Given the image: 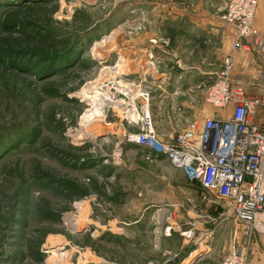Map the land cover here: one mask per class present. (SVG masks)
Wrapping results in <instances>:
<instances>
[{
  "label": "rangeland",
  "instance_id": "1",
  "mask_svg": "<svg viewBox=\"0 0 264 264\" xmlns=\"http://www.w3.org/2000/svg\"><path fill=\"white\" fill-rule=\"evenodd\" d=\"M228 5L0 0V264H176L184 246L212 249V238L195 236L193 229L190 238L180 232L165 243L152 237L154 228L137 242L123 225L134 217L123 201L137 199L145 183L161 182L164 170L152 163L157 156L128 143L127 136L139 131L136 110L146 94L159 137L175 140L190 129L195 115L174 114L178 107L161 100L163 91L185 85H161L155 78L220 65L223 38L233 31L231 48L236 38L222 20ZM260 21L264 0H257L254 27ZM261 40L250 49L259 82L234 78L252 95L264 94ZM66 63L73 68L47 74ZM215 81L190 82V91L200 92L204 118L230 115V109L223 113L206 102ZM253 120L264 127V109ZM73 220L80 225H70ZM171 231L166 228L165 235ZM55 251L68 255L51 259Z\"/></svg>",
  "mask_w": 264,
  "mask_h": 264
},
{
  "label": "built area",
  "instance_id": "2",
  "mask_svg": "<svg viewBox=\"0 0 264 264\" xmlns=\"http://www.w3.org/2000/svg\"><path fill=\"white\" fill-rule=\"evenodd\" d=\"M256 7L257 0H229L222 20L236 31L233 52L261 44V34L254 27ZM233 69V56H227L206 96V102L223 113L230 109L228 117L220 113L196 120L189 130L166 143L156 133L146 94L145 103L136 110L139 131L129 134L127 141L164 156L197 181L207 192L205 198L219 201L223 216L242 225L252 237L264 234V127L253 120L257 110L264 109V94L252 95L243 82L233 81ZM184 235L190 238V233ZM170 257L172 261L177 258ZM222 264H247V255L237 248Z\"/></svg>",
  "mask_w": 264,
  "mask_h": 264
},
{
  "label": "crops",
  "instance_id": "3",
  "mask_svg": "<svg viewBox=\"0 0 264 264\" xmlns=\"http://www.w3.org/2000/svg\"><path fill=\"white\" fill-rule=\"evenodd\" d=\"M257 25H260L258 27L262 32V38H264V21H260ZM231 32L233 33V31H230L229 39L223 38L225 46L223 49L224 54L220 51L222 54L219 58L220 65L215 63L207 72L206 69H200V67L188 68V70H181V73L177 76L171 74L155 78L156 83L161 85H165L167 82L185 85V90L182 87L181 89L174 88L169 93L165 91L161 93L162 102L167 101V106L173 105V109L178 107L179 113L173 111L174 114L192 113L195 115L196 120L203 121L206 119L202 117L204 112L199 110L202 104L200 102V92L190 91V82L193 85H198L208 79L213 81L217 79L221 72H219L220 68L223 69L224 57L232 51L233 37ZM186 45L188 46V44ZM226 50H229V52L227 53ZM232 56L234 59L233 78L259 82V80H256L258 75L255 74V69H253L255 61L252 58L251 50L234 52ZM252 77L255 78V81ZM190 100L193 103H190ZM201 101H203V98ZM217 117H219V114ZM161 139L163 140V138ZM172 140L163 141L170 143ZM148 151L150 152V150ZM155 156L157 157H154L152 163H159L164 168L159 175L162 181L145 183L147 185L140 188L141 193L138 194L137 199L131 200L129 196L127 200L123 201L124 203L122 202L134 209L132 211L133 219H124L123 225L133 229V236L137 242V238L141 237L139 240L141 242L142 237L148 234L149 230L152 232L154 228L157 229L150 233L152 237L156 238L155 241L159 237L161 242L165 241V243H173L181 236L180 232H188L193 229L192 233L195 236L207 235L208 239L212 238L210 247L212 249L195 246L194 248L188 246V248H185L184 246L183 249L186 251L181 257L183 261L180 260L176 264H197V261H201L200 264H206L210 261L222 264L223 260L238 246L246 253L247 264H264V234L248 237L242 225H236V222L223 217L224 210L219 201L205 198L207 192L197 181L190 180L182 170L173 167L164 156ZM164 184L165 186H163ZM168 227L172 228L170 236L165 235V229ZM221 247L224 248V251L221 250ZM215 249H218V252Z\"/></svg>",
  "mask_w": 264,
  "mask_h": 264
},
{
  "label": "bare ground",
  "instance_id": "4",
  "mask_svg": "<svg viewBox=\"0 0 264 264\" xmlns=\"http://www.w3.org/2000/svg\"><path fill=\"white\" fill-rule=\"evenodd\" d=\"M95 101H96V99H94ZM85 137V136H84ZM75 138H77L76 136H73V139H75ZM78 219V218H77ZM71 220V219H70ZM70 223V222H69ZM69 225V224H68ZM70 225H72V226H74V227H78L79 225H80V223L78 222V220H73L72 222H71V224ZM76 229V228H75ZM68 255V253L67 252H60V251H55V253H53V255H52V258L51 259H53V258H61V257H65V256H67ZM51 259H49L48 261H50Z\"/></svg>",
  "mask_w": 264,
  "mask_h": 264
},
{
  "label": "trees",
  "instance_id": "5",
  "mask_svg": "<svg viewBox=\"0 0 264 264\" xmlns=\"http://www.w3.org/2000/svg\"><path fill=\"white\" fill-rule=\"evenodd\" d=\"M73 68V66H70V64L69 63H66V66H52V67H50L49 68V70H48V72H47V74L49 73V74H51V73H62L63 71H65V70H67V69H72ZM48 74V75H49Z\"/></svg>",
  "mask_w": 264,
  "mask_h": 264
}]
</instances>
